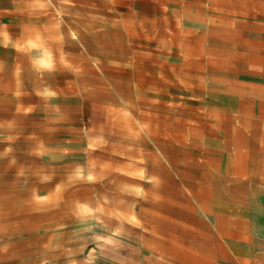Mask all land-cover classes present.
I'll return each mask as SVG.
<instances>
[{"label":"rangeland","instance_id":"374dc122","mask_svg":"<svg viewBox=\"0 0 264 264\" xmlns=\"http://www.w3.org/2000/svg\"><path fill=\"white\" fill-rule=\"evenodd\" d=\"M35 5L1 52L0 264H264V0Z\"/></svg>","mask_w":264,"mask_h":264},{"label":"crops","instance_id":"0c3cea01","mask_svg":"<svg viewBox=\"0 0 264 264\" xmlns=\"http://www.w3.org/2000/svg\"><path fill=\"white\" fill-rule=\"evenodd\" d=\"M51 2L61 3L62 0H49ZM79 2L80 7L76 11L80 13L87 12V16L94 18L96 13L100 11V5L109 3H120L126 6L127 11H122L125 16L135 17L138 19H156V18H166L170 17V12L163 10V2L169 0H74ZM36 0H0V60L1 52L8 48V44L5 43L4 31L9 34H16L17 28H19L21 22L25 19L39 18L37 17ZM115 7V6H114ZM40 12H42L40 10ZM75 30L79 34L84 36V41L86 36L84 31L81 29H75L73 27L69 28V32ZM69 32L67 33L69 35ZM105 34V33H104ZM105 35H110L111 42L116 40L115 32H108ZM76 44L71 45L69 48L67 46H61V49L68 51L70 49H75ZM48 49L46 45H44ZM43 47V48H44ZM73 47V48H72ZM46 64V63H45ZM99 67V65L97 64ZM89 67V66H88ZM98 76H100L98 74Z\"/></svg>","mask_w":264,"mask_h":264},{"label":"bare ground","instance_id":"6f19581e","mask_svg":"<svg viewBox=\"0 0 264 264\" xmlns=\"http://www.w3.org/2000/svg\"><path fill=\"white\" fill-rule=\"evenodd\" d=\"M70 35H71L72 38L76 39L77 41H79L81 43H84L83 39L81 38V36L76 31L72 30ZM47 57H50V52H49V50L46 47H44L43 51L41 53V58H42L43 61H45V60L48 59Z\"/></svg>","mask_w":264,"mask_h":264}]
</instances>
